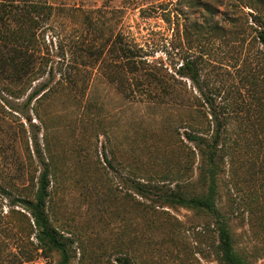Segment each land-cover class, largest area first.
I'll return each instance as SVG.
<instances>
[{"label": "rangeland", "instance_id": "374dc122", "mask_svg": "<svg viewBox=\"0 0 264 264\" xmlns=\"http://www.w3.org/2000/svg\"><path fill=\"white\" fill-rule=\"evenodd\" d=\"M10 2L53 12L30 50L0 42V264H57L10 205L33 199L42 162L70 264H221L212 220L161 199L204 192L185 133L209 139L217 121V207L236 252L264 264V0H0V37ZM186 60L199 89L176 74Z\"/></svg>", "mask_w": 264, "mask_h": 264}, {"label": "trees", "instance_id": "16d2710c", "mask_svg": "<svg viewBox=\"0 0 264 264\" xmlns=\"http://www.w3.org/2000/svg\"><path fill=\"white\" fill-rule=\"evenodd\" d=\"M2 5L3 3H1V6ZM5 7L8 8L6 10L7 14H5L7 17L5 23L7 21L13 22L14 27L8 31V37H0V42L6 44L16 43L17 46L29 44V47H21L30 50V47H32V44L35 42V31H37L39 23H45L52 15V5L47 3H27L19 5L10 2V5ZM8 26L10 25L8 24ZM258 39L264 46V31L258 33ZM124 51V62L127 65L133 66V69L142 66L143 69V66L146 64L143 60L138 58V56L134 57L131 55V49L129 46H125L123 48V52ZM128 69L130 71L132 70L130 68ZM130 71L128 73H130ZM148 73H150L149 77H154L155 79L154 73V75L151 74L152 72ZM176 74L181 78L188 79L199 89V69L194 60L184 61L179 66ZM146 87L148 89H145V91L149 94L155 95L157 93L153 92V88H150L149 84H146ZM33 97L34 96L31 95L28 100H31ZM206 103L208 104V100H206ZM209 107H211L210 104ZM210 115L212 121L217 120L216 115L212 110ZM216 125V129L209 139L194 131L185 133L186 140L192 142L201 153L202 172L200 178L203 183L206 184L204 192L190 197L178 192L164 193L161 196V199L167 203L176 204L187 209H193L205 213L212 220V225L217 238L216 252L221 264H248L244 258L236 252L227 222L217 207V155L218 146L221 141L222 126L218 121L216 122ZM49 175L50 169L46 163L42 162V170L37 178L36 191L33 199L15 198L10 205L18 206L28 213L35 230L34 238L37 241L38 248L43 254L49 255L51 253H56L58 255L57 264H70V243L56 229L50 226L46 216V203L49 196L48 188L50 186ZM137 192L143 196L151 194L146 186H140V188L137 189ZM116 261L119 264H127V260L123 258H117Z\"/></svg>", "mask_w": 264, "mask_h": 264}]
</instances>
